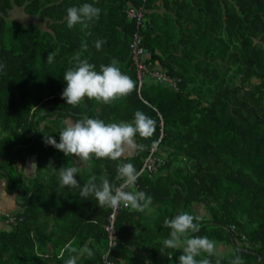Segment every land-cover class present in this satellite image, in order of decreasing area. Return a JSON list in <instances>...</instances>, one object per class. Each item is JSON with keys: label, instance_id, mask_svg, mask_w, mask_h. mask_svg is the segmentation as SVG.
Masks as SVG:
<instances>
[{"label": "trees", "instance_id": "1", "mask_svg": "<svg viewBox=\"0 0 264 264\" xmlns=\"http://www.w3.org/2000/svg\"><path fill=\"white\" fill-rule=\"evenodd\" d=\"M83 3L99 7V19L69 29L66 9ZM15 7L33 20L8 17ZM129 7H141L137 28ZM136 29L147 52L142 61L177 78V90L146 74L138 84L129 50ZM97 40L104 41L99 51ZM83 43L81 58L97 70L118 61L135 82L131 94L110 105L87 97L77 107L66 104L63 74ZM0 64V174L17 195L16 208L1 215L13 220L0 229V264H64L69 253L60 259L59 250L69 241L94 253L80 255L78 264H179L182 250L160 248L170 231L163 220L184 211L200 217L195 235L216 242L212 264H230L237 254L245 264H264V0H0ZM137 110L155 119L156 129L149 139L137 136L149 147L122 162L138 171L158 142L153 170L142 167L131 189L152 203L142 212L116 209L108 245L111 208L58 187V172L47 166L68 167L72 158L45 144L44 135L59 142L67 120L118 123ZM27 156L37 168L25 175ZM119 162L93 158L75 178L83 185L107 174L118 186Z\"/></svg>", "mask_w": 264, "mask_h": 264}, {"label": "clouds", "instance_id": "2", "mask_svg": "<svg viewBox=\"0 0 264 264\" xmlns=\"http://www.w3.org/2000/svg\"><path fill=\"white\" fill-rule=\"evenodd\" d=\"M101 13L99 7L90 3H83L79 7L72 6L66 9V24L69 29L80 25L81 29H87L89 23L98 20ZM104 41L97 40L94 44L97 51L101 50ZM87 43L81 45V51L74 54L72 67L65 70L63 80L66 86L63 88L61 98L67 105L79 106L85 97L94 99L104 104H112L115 100L127 97L132 93L135 82L132 78L121 72L117 66L118 61L101 64L97 70L96 65L90 63L87 58H81L87 51ZM55 53L47 55V62L53 63ZM3 65L0 64V70ZM156 129V120L143 111L137 110L131 121L105 123L99 118L81 117L75 121L68 120L59 131V142L50 135H44V143L61 151L65 157H73L71 166L56 169L50 161L47 167L58 172V187L72 188L78 191L84 199L92 197L99 208L125 209L144 211L152 203V197L148 193L135 189L138 178L141 175L132 163L122 162L125 158H132L145 151L149 146L137 142V136L149 139ZM158 142L153 141L151 148L155 150ZM95 159H107L117 163L115 168V181L119 186L110 182L105 174L97 182L95 175L87 182L80 184L75 178L82 165ZM37 168L35 162L29 164L28 170ZM200 217L187 211L180 212L171 218L165 217L163 227L169 229L168 238L163 239L160 253L165 249H180L179 264H212L209 257L216 255V242L207 236L195 235L200 230ZM69 253L64 264H78L80 255L93 256V251L85 244L77 249L69 241L59 250V258L63 259L65 253ZM239 252V250H237ZM202 254L205 258L196 259ZM215 264H221L217 258ZM230 264H245L239 254L230 261Z\"/></svg>", "mask_w": 264, "mask_h": 264}, {"label": "built area", "instance_id": "3", "mask_svg": "<svg viewBox=\"0 0 264 264\" xmlns=\"http://www.w3.org/2000/svg\"><path fill=\"white\" fill-rule=\"evenodd\" d=\"M126 16L129 18L135 19V28H137L140 18H141V7L138 8H127L126 9ZM129 50H130V56L131 60L135 66L136 70V76L138 78V84H140V77L143 74H146L150 76L153 80L161 82L168 87L172 88L173 90H177V78L171 77L166 75L163 71L158 70L157 68H151L149 67L148 62H143L142 57L147 55L146 50L141 45V35L136 30H134L131 34L130 42H129ZM152 151V148H150L148 155L144 158L142 167H145L148 171L153 170L154 163L153 158L150 156V153ZM142 167L138 170L140 171ZM119 186V184H118ZM116 212V209H111L107 216V223L104 225V229L106 231L107 235V244L111 245L113 243V228H112V221L114 218V214ZM13 216L12 214H5V217L3 218V222L5 224L12 222ZM230 228H233V225L230 226ZM106 264H111L110 262L106 261Z\"/></svg>", "mask_w": 264, "mask_h": 264}, {"label": "crops", "instance_id": "4", "mask_svg": "<svg viewBox=\"0 0 264 264\" xmlns=\"http://www.w3.org/2000/svg\"><path fill=\"white\" fill-rule=\"evenodd\" d=\"M32 161H33L32 156L25 157L22 165V171L25 175L30 174V170H28V167ZM5 181H6L5 178L0 174V229L4 228L6 225L3 222L1 215L3 213L13 211L16 208V199H17V195L14 190L10 191L6 189Z\"/></svg>", "mask_w": 264, "mask_h": 264}, {"label": "rangeland", "instance_id": "5", "mask_svg": "<svg viewBox=\"0 0 264 264\" xmlns=\"http://www.w3.org/2000/svg\"><path fill=\"white\" fill-rule=\"evenodd\" d=\"M8 17H10V18H14V19H18V20L23 21V22H26V21H29V20H33V17H32V16H29V15L24 14V13L21 11V9H20V8H17V7L13 8V9H11V10L9 11V13H8ZM145 78H146V76H143V80H144V81H145ZM67 121H68V120H67ZM72 159H73V157H72ZM18 173H21V170H20V169H18ZM20 181H21V179L18 180V182H20ZM193 210H194V212H195L196 214L202 212L200 206H195V207L193 208ZM217 249L220 250V251H222V253H225V254H226L227 251L229 250V247H228V246H223V247H222V246H220V245H217Z\"/></svg>", "mask_w": 264, "mask_h": 264}, {"label": "water", "instance_id": "6", "mask_svg": "<svg viewBox=\"0 0 264 264\" xmlns=\"http://www.w3.org/2000/svg\"><path fill=\"white\" fill-rule=\"evenodd\" d=\"M6 182V181H5Z\"/></svg>", "mask_w": 264, "mask_h": 264}]
</instances>
